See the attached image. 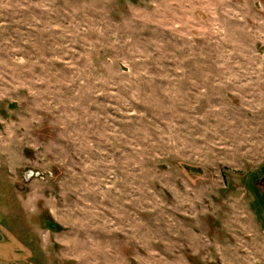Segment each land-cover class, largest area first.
I'll list each match as a JSON object with an SVG mask.
<instances>
[{
  "label": "rangeland",
  "instance_id": "rangeland-1",
  "mask_svg": "<svg viewBox=\"0 0 264 264\" xmlns=\"http://www.w3.org/2000/svg\"><path fill=\"white\" fill-rule=\"evenodd\" d=\"M264 0H0V264H264Z\"/></svg>",
  "mask_w": 264,
  "mask_h": 264
},
{
  "label": "flooded vegetation",
  "instance_id": "flooded-vegetation-1",
  "mask_svg": "<svg viewBox=\"0 0 264 264\" xmlns=\"http://www.w3.org/2000/svg\"><path fill=\"white\" fill-rule=\"evenodd\" d=\"M258 196H261V201L262 204L264 206V174L262 175V178H260V180H258Z\"/></svg>",
  "mask_w": 264,
  "mask_h": 264
}]
</instances>
